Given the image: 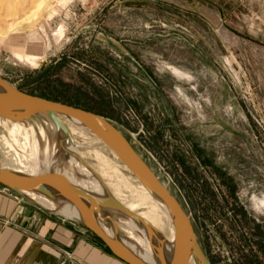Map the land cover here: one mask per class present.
Instances as JSON below:
<instances>
[{
	"label": "rangeland",
	"instance_id": "obj_1",
	"mask_svg": "<svg viewBox=\"0 0 264 264\" xmlns=\"http://www.w3.org/2000/svg\"><path fill=\"white\" fill-rule=\"evenodd\" d=\"M136 1L146 5L0 0V78L110 119L181 202L210 264H264V0ZM4 123L0 169L23 142ZM71 127L113 198L159 226V206L128 168ZM104 207L119 216L104 217ZM98 216L126 234L115 207L98 206ZM169 227L166 218V236Z\"/></svg>",
	"mask_w": 264,
	"mask_h": 264
},
{
	"label": "bare ground",
	"instance_id": "obj_2",
	"mask_svg": "<svg viewBox=\"0 0 264 264\" xmlns=\"http://www.w3.org/2000/svg\"><path fill=\"white\" fill-rule=\"evenodd\" d=\"M7 43L11 46L12 50L15 51L14 53L19 59L32 66L37 65L36 62L38 57L26 53L24 54L23 46L12 42L10 39L7 40ZM3 85H5V83L0 80V87ZM43 119H45L44 116L31 119L25 117L21 118L20 115H16L15 120L0 118V125L4 127V131H7L4 126V121L9 122L10 128L8 133L12 135L16 141L18 140L16 138L18 134L23 135V139H21L22 136L20 135V139L23 142H20L21 144H19V148H14L15 151H12V153H14L12 154L13 156L11 161L7 159L10 161H8L10 166L8 163L5 164L8 167L3 169L4 174L7 177L12 178L26 174H40L41 172L56 171L70 180V182L77 189L82 191L84 190L96 198L101 199L103 202L110 201L113 197L110 189L107 187L101 176L81 158L76 143L73 142V140H70L69 134L70 132H74L71 126H77L78 128L90 133L92 136L97 138V144L103 145V148H105V144L92 132L87 130L79 121L68 116L62 117V119H66L67 121H65L68 126L66 130H61L60 128L57 129V126L53 125L54 122L51 121L48 124H45L43 123ZM36 132H38L37 135L35 134ZM6 142L10 148L13 147V144H10L9 140ZM65 156H68V158H65ZM135 180L137 181L136 178ZM138 185L145 197L148 200L150 199L153 201L154 206L155 204L159 206V208L156 210L158 214H156L160 215L162 223L159 222L160 225L158 224L159 226H156L150 219H148V217L138 213L140 216H143L147 222H144L143 220H134L129 216L119 218V221L126 230V234L124 235L116 224L107 226L104 224L101 217L97 216L100 220V225L111 239H114L127 251L129 250L135 256L143 259L147 263L171 264L174 251V229L170 209L165 203L160 201V199L156 197L153 198L147 187L141 183H138ZM48 188L51 191L50 194H45L43 192L40 193L32 190L25 192V195L38 202L40 205H44L51 211L57 212L67 218H74L82 221L81 215L75 205H73L70 201L68 202L60 190H57L56 188L54 189L52 187ZM123 204L129 207L127 203ZM101 214H103V216L108 219H111L115 214L116 216H119L117 215L119 214L117 211H115L113 208L110 209L107 207L101 209ZM166 218L171 224V227H169L171 231H169L170 235H167L168 237L165 234L166 231L164 232L162 229L163 220ZM186 243L190 257L189 264H202L200 258L195 255L193 248L190 246L189 239L186 240Z\"/></svg>",
	"mask_w": 264,
	"mask_h": 264
},
{
	"label": "water",
	"instance_id": "obj_3",
	"mask_svg": "<svg viewBox=\"0 0 264 264\" xmlns=\"http://www.w3.org/2000/svg\"><path fill=\"white\" fill-rule=\"evenodd\" d=\"M132 4L139 6L146 5L145 2L136 0ZM0 80L5 83V85L0 87V118L15 120L16 115H20L21 118L31 119L44 116L51 119L57 128H62V130H66L68 127L65 120L62 119L63 116H68L79 121L113 152L139 183L147 187L153 196L160 199L170 209L174 229V251L171 264H189L190 257L187 249V239H189L190 246L193 248L195 255L200 258L202 264H210L202 252L200 242L197 240L192 220L181 202L175 197L170 188L163 184L146 160L142 158L130 143L127 136L110 119L84 108H78L73 105L63 104L54 100L51 101L41 96L22 92L10 82L8 83L2 78ZM0 184L19 193L33 190L50 194L51 191L48 187L60 190L68 202L70 201L75 205L81 215L82 222L100 236L113 254L127 264H149L129 250L127 251L114 239H111L100 225V220L97 217L98 206L100 205L113 206L125 216H129L134 220L147 222L143 216H140L127 205L125 206L113 197L110 201L103 202L90 193L77 189L70 180L56 171L26 174L11 178L4 174L3 169H0Z\"/></svg>",
	"mask_w": 264,
	"mask_h": 264
},
{
	"label": "crops",
	"instance_id": "obj_4",
	"mask_svg": "<svg viewBox=\"0 0 264 264\" xmlns=\"http://www.w3.org/2000/svg\"><path fill=\"white\" fill-rule=\"evenodd\" d=\"M0 264L127 263L82 221L0 184Z\"/></svg>",
	"mask_w": 264,
	"mask_h": 264
},
{
	"label": "trees",
	"instance_id": "obj_5",
	"mask_svg": "<svg viewBox=\"0 0 264 264\" xmlns=\"http://www.w3.org/2000/svg\"><path fill=\"white\" fill-rule=\"evenodd\" d=\"M41 97H43V96H41ZM45 98V97H44ZM102 115V114H101Z\"/></svg>",
	"mask_w": 264,
	"mask_h": 264
}]
</instances>
